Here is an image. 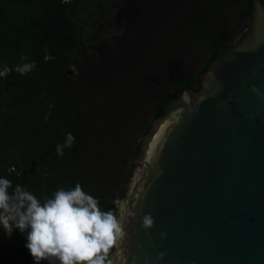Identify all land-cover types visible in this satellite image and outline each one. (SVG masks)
I'll return each mask as SVG.
<instances>
[{
    "label": "water",
    "instance_id": "obj_1",
    "mask_svg": "<svg viewBox=\"0 0 264 264\" xmlns=\"http://www.w3.org/2000/svg\"><path fill=\"white\" fill-rule=\"evenodd\" d=\"M200 80L128 162L136 218L113 264H264V0H251L248 30Z\"/></svg>",
    "mask_w": 264,
    "mask_h": 264
},
{
    "label": "trees",
    "instance_id": "obj_2",
    "mask_svg": "<svg viewBox=\"0 0 264 264\" xmlns=\"http://www.w3.org/2000/svg\"><path fill=\"white\" fill-rule=\"evenodd\" d=\"M177 1L181 0H174ZM174 2L0 0V69L5 65L15 69L22 63V56L27 57L23 62H36L35 69L26 75L13 70L7 77H0V176L9 178L13 185L25 186L41 199L51 197L60 187L74 188L77 183L86 192L85 167L94 158L91 152L92 133L95 130L90 116L94 112L90 110V90L87 89L88 86L97 85L100 66L110 67L115 60L107 58L103 61V45L107 44L104 39L119 34L120 25L128 31L127 26L120 23L122 21H129L130 33L136 31L132 30V21L136 20L134 12L143 13L144 24L149 31L154 30L155 22L162 19L167 9L171 11ZM188 2L184 3L186 9ZM239 2L244 11V29L248 30L251 0H208L210 7H206L202 0H193L192 12L187 13L183 9V24L177 29L180 39L188 41L197 32L199 40L203 39L207 31L213 30L211 27L216 18L229 16ZM222 3L225 11L220 9ZM119 10H124V13L116 17ZM98 29L106 32L100 35ZM223 47L215 36L211 37L213 54L203 69L198 70L197 84L179 82L173 92L161 99L153 120L161 118L166 105L177 100L185 90L201 89L200 76ZM120 49L117 54H122ZM45 55L52 59L45 61ZM106 76H111V73L108 72ZM149 131L146 128L144 135ZM67 133L74 135L75 142L70 149L63 150L61 157L55 149L57 144L64 142ZM140 149L141 143L135 158ZM125 170L122 167L120 179L115 182L116 191L89 192L99 199L102 210L114 208L112 202L117 198L123 180L122 199L125 198L132 169L127 174ZM94 176L95 172L87 179ZM2 235L1 241L5 237ZM11 239L12 242H7L10 249L6 254V264L31 260L24 247L25 234L15 232Z\"/></svg>",
    "mask_w": 264,
    "mask_h": 264
},
{
    "label": "rangeland",
    "instance_id": "obj_3",
    "mask_svg": "<svg viewBox=\"0 0 264 264\" xmlns=\"http://www.w3.org/2000/svg\"><path fill=\"white\" fill-rule=\"evenodd\" d=\"M202 1L206 7H210L207 3L208 0ZM185 2L187 0L172 3L174 7L172 6L171 11L166 10L162 19L155 22L152 31H149L144 24L143 13L134 12L136 20L132 21V30L136 29V31L130 33L129 21H127L128 23L122 21L120 23L127 26L128 31L120 25L118 27L119 34L104 39L107 44L103 45V61H106L107 58L115 60L110 63V67L100 66L97 85L95 87L88 86L87 89L90 90V110L94 111L90 116L95 130L92 133L93 149L91 152L94 154V158L90 156L92 159L85 167L86 192L89 193L92 190L116 191L114 190L117 187L115 182L120 179L122 167L126 168L128 165L134 143L139 142L142 137L140 128L149 120L148 114L152 107V98H156L158 89L164 87L163 80H165V76H169L167 70L170 69L173 73L174 64L181 70L182 67L185 68L186 61L196 62L204 59L211 37L215 36L217 32L225 34L227 27L232 24V22L229 23L233 19L232 17L218 16L211 27L213 30L207 31L203 35V39L199 40L198 32L191 35L188 41L180 39L181 36L177 29H180L183 24L181 22L184 15L183 9L187 13L193 10V0H189L187 3L188 9L184 6ZM237 4V7L233 8V14L230 13L231 9L229 10V15L238 16L242 12L240 2ZM223 5V3L222 6L220 5V9L225 11ZM122 13L124 10H119L117 15H114L119 17L123 15ZM108 28L110 29V26ZM98 31L100 35L106 32L99 29ZM107 31L109 32V30ZM212 31L214 32L212 33ZM119 48H121L122 54L116 53ZM165 49L173 54L166 56ZM159 50L161 51L160 55L158 54ZM107 71L111 73V76H106ZM94 172L96 176L87 179ZM15 232L20 233L18 230L13 231V233ZM0 234L5 236L2 229H0ZM8 241L12 242V239L7 236L3 238V241L0 240V264H6V254L10 249ZM18 264H34V262L31 259Z\"/></svg>",
    "mask_w": 264,
    "mask_h": 264
},
{
    "label": "clouds",
    "instance_id": "obj_4",
    "mask_svg": "<svg viewBox=\"0 0 264 264\" xmlns=\"http://www.w3.org/2000/svg\"><path fill=\"white\" fill-rule=\"evenodd\" d=\"M45 61L52 59L45 55ZM15 69L7 65L0 69V77H7L13 70L20 75L32 72L36 62H23ZM75 142L72 133L65 135L63 143L56 145V154L64 155ZM113 209L102 210L100 201L85 192L77 183L74 188H58L51 197L38 198L21 184L0 176V229L11 238L14 230L25 234L24 247L34 264H113L112 252L121 258L128 237L126 225L135 220L136 212L127 199L113 200ZM154 226L151 214L142 217L141 227ZM161 238L166 236L160 233ZM159 253L157 259H162Z\"/></svg>",
    "mask_w": 264,
    "mask_h": 264
},
{
    "label": "flooded vegetation",
    "instance_id": "obj_5",
    "mask_svg": "<svg viewBox=\"0 0 264 264\" xmlns=\"http://www.w3.org/2000/svg\"><path fill=\"white\" fill-rule=\"evenodd\" d=\"M233 12H234V10L232 9L230 13L233 14ZM229 16L233 18L229 21V23L232 22V24H230L231 26L227 27L225 34L222 32H217L215 35L216 39H218L221 42V44L227 48H230L231 46L233 47L234 42L237 39H239L247 31L246 29H244L245 18H244V11L243 10L238 16L237 15H233V16L229 15ZM227 22L228 21H226V23ZM164 52H166V56H168L169 54L172 53V52H168V49H165ZM158 54L159 55L161 54L160 50H159ZM212 54H213V51L210 48V41H209L208 52H207L204 59H200L196 62L195 61L194 62L193 61H186L185 68L182 67L181 71L180 72L178 71V73H176V72L174 73V71L177 67L175 64L173 65V73L170 71V69L167 70L169 76H165V80H163L165 83L164 87L160 90L158 89L159 92L157 93L158 95L156 98L155 97L152 98V103H151L152 107H151V110L148 114L149 120L144 126H141V128H140L141 129L140 132H141L143 138L146 136V135H144V131L146 130V128L151 129L154 122L157 120V119L153 120V117L157 113L158 106L161 105V103H160L161 99H163L167 94L173 92L174 88L178 86L179 82H182V83L193 82L194 85H196L197 84L196 76L198 74V70L203 69L207 60L212 56ZM141 142L134 143L133 151H132L133 153L131 156H135V153L137 152L138 146ZM128 171L129 170L127 169L126 173H128ZM124 184H125V180L122 181V186H121L122 188L119 189V191L117 193V198L122 199V192H123ZM42 264H47V262H42Z\"/></svg>",
    "mask_w": 264,
    "mask_h": 264
}]
</instances>
